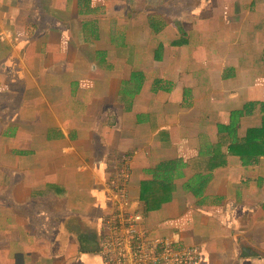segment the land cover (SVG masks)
Instances as JSON below:
<instances>
[{
    "label": "crops",
    "instance_id": "crops-1",
    "mask_svg": "<svg viewBox=\"0 0 264 264\" xmlns=\"http://www.w3.org/2000/svg\"><path fill=\"white\" fill-rule=\"evenodd\" d=\"M263 105L264 0H0V264H104L121 156L150 238L264 264Z\"/></svg>",
    "mask_w": 264,
    "mask_h": 264
},
{
    "label": "built area",
    "instance_id": "built-area-1",
    "mask_svg": "<svg viewBox=\"0 0 264 264\" xmlns=\"http://www.w3.org/2000/svg\"><path fill=\"white\" fill-rule=\"evenodd\" d=\"M130 172V157L121 156L107 184L111 210L103 221L104 264H199L198 248L176 249L172 240L152 239L142 229L144 216L132 210L128 194Z\"/></svg>",
    "mask_w": 264,
    "mask_h": 264
},
{
    "label": "trees",
    "instance_id": "trees-1",
    "mask_svg": "<svg viewBox=\"0 0 264 264\" xmlns=\"http://www.w3.org/2000/svg\"><path fill=\"white\" fill-rule=\"evenodd\" d=\"M149 27L152 31V36H158V33H161L165 27V23L157 20L155 18H149ZM100 36L95 31L86 30V39L87 40H96L99 39ZM183 40L178 39L175 46H180L183 44ZM155 53V60H161L164 53V46L160 44L157 49L154 51ZM134 78V76H133ZM136 79H138V76H135ZM137 81V80H136ZM123 88H129V84L126 83L123 85ZM264 109V105H263ZM224 143H230L229 147L231 149H234L242 162L245 165H257L260 163L262 152L264 149V118L263 122L260 127L251 129L248 131L246 137L244 138H236V133L228 128H220L219 134H218V147H221ZM162 169L159 168L157 170V174L161 173ZM162 184L159 181H154V184ZM168 187V185H166ZM167 189V194H168ZM198 192H202L201 189ZM197 193V192H196ZM149 199L146 201V211L149 212L153 209H151V206L149 205Z\"/></svg>",
    "mask_w": 264,
    "mask_h": 264
},
{
    "label": "rangeland",
    "instance_id": "rangeland-1",
    "mask_svg": "<svg viewBox=\"0 0 264 264\" xmlns=\"http://www.w3.org/2000/svg\"><path fill=\"white\" fill-rule=\"evenodd\" d=\"M70 1H71V0H69V2H70ZM136 12H139V13H140V12H141V10H136ZM141 14H142V13H141ZM84 15H85V14H84ZM85 16H87V15H85Z\"/></svg>",
    "mask_w": 264,
    "mask_h": 264
}]
</instances>
